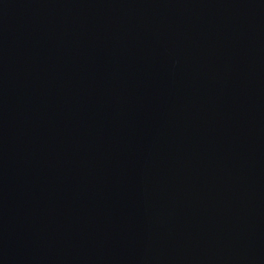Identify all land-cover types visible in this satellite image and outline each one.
Returning <instances> with one entry per match:
<instances>
[{
  "label": "water",
  "instance_id": "1",
  "mask_svg": "<svg viewBox=\"0 0 264 264\" xmlns=\"http://www.w3.org/2000/svg\"><path fill=\"white\" fill-rule=\"evenodd\" d=\"M0 264H264V0H0Z\"/></svg>",
  "mask_w": 264,
  "mask_h": 264
}]
</instances>
